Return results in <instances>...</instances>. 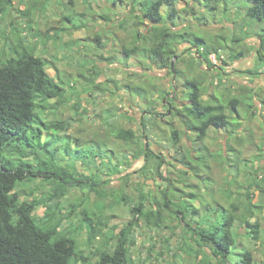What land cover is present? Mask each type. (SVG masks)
I'll return each instance as SVG.
<instances>
[{"label":"clouds","instance_id":"clouds-1","mask_svg":"<svg viewBox=\"0 0 264 264\" xmlns=\"http://www.w3.org/2000/svg\"><path fill=\"white\" fill-rule=\"evenodd\" d=\"M155 2L0 0V78L36 101L0 182L52 205V264H264V18Z\"/></svg>","mask_w":264,"mask_h":264},{"label":"trees","instance_id":"trees-1","mask_svg":"<svg viewBox=\"0 0 264 264\" xmlns=\"http://www.w3.org/2000/svg\"><path fill=\"white\" fill-rule=\"evenodd\" d=\"M199 3V0H194ZM233 4L237 3V0H231ZM166 4L170 9L169 19H178L175 11L172 10V0H156L155 3H150L149 11L154 14L155 9L161 4ZM228 0H225V6L227 7ZM243 4L247 5L246 8H241L246 13V17L250 19L264 18V0H244ZM205 8H208V0H204ZM195 15V10L192 12ZM35 100L26 99L21 100L18 96L12 93L8 85L3 83V79L0 78V127L2 128H15L17 120H21L22 112L17 108L13 110L11 103H35ZM12 117L13 120L9 119ZM44 121H41L43 124ZM53 134L55 130H50ZM27 136V133L25 134ZM18 142L13 138H8L3 144H0V160L4 161L2 167L5 170L8 169L12 159L16 158L18 153L15 152V148ZM22 147H26L22 145ZM47 156V153H45ZM25 167H31V164L26 159L20 161ZM51 163L50 159L42 161L43 166H47ZM29 181L35 179V176H30ZM22 180L13 178L11 184L0 182V264H52L51 258H45L43 253L33 251L36 248V238L40 237L44 239V242L55 250L57 258H62L65 252L68 251L66 245L59 241L56 235H49L47 229H42L40 222L52 212V205L45 204L41 200H32L29 203L28 198L22 199L23 195L17 191ZM27 187V186H25ZM63 190V185L57 182L56 187L51 190L45 199L52 201L57 199ZM86 190V189H85ZM32 195V192L28 193V196ZM39 207L44 208L43 216L40 220L34 217ZM142 219V212H141ZM73 246L70 250V254L65 258L64 264H71L73 259L71 253H76L78 249L75 247V242H72Z\"/></svg>","mask_w":264,"mask_h":264},{"label":"rangeland","instance_id":"rangeland-1","mask_svg":"<svg viewBox=\"0 0 264 264\" xmlns=\"http://www.w3.org/2000/svg\"><path fill=\"white\" fill-rule=\"evenodd\" d=\"M141 6H144V5H141ZM241 10L243 11V9H241ZM179 19H180V18L178 17V19H176V20H179ZM98 37H99V33H98L96 36H93L92 39L95 40V39H97ZM38 52H39V49H38ZM29 182H30V181H29ZM25 186L29 187L30 184H25ZM27 187H25V188H27ZM19 193H20L21 195H23L22 199H27V198H28V200H29V196H28V193H29V192L24 191V189H20ZM30 196H33V197H34L32 200H41L39 197H37V196L35 195L34 192H32V195H30ZM43 212H44V208L41 207V208L35 213L34 217L37 218V220H40V218L43 216ZM70 263H71V264H74L73 259H71Z\"/></svg>","mask_w":264,"mask_h":264},{"label":"crops","instance_id":"crops-1","mask_svg":"<svg viewBox=\"0 0 264 264\" xmlns=\"http://www.w3.org/2000/svg\"><path fill=\"white\" fill-rule=\"evenodd\" d=\"M243 1H244V0H243ZM40 208H41V207H39V209H40ZM42 208H43V207H42ZM39 209H38V210H39ZM38 210H37V211H38Z\"/></svg>","mask_w":264,"mask_h":264}]
</instances>
